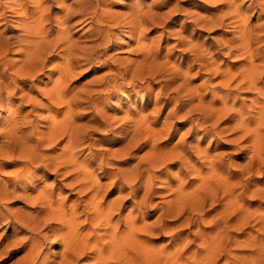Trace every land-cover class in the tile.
<instances>
[{
    "label": "bare ground",
    "instance_id": "6f19581e",
    "mask_svg": "<svg viewBox=\"0 0 264 264\" xmlns=\"http://www.w3.org/2000/svg\"><path fill=\"white\" fill-rule=\"evenodd\" d=\"M238 1L226 0L228 14L234 20L240 18ZM169 3L124 0L123 13L114 14L107 9V0H0V173L8 165H23V171L14 177L0 174V205L15 194L19 185L30 188L21 178L30 176L31 171H43L46 177L53 171L58 186L41 190L36 200L40 212L35 218L26 220L0 209V222L18 224L28 232L20 242L24 243L21 249L28 247L21 264H37L41 257L49 237L44 234L38 239L34 235H41L42 226L44 230L51 227L50 232L63 246L60 261L52 264H217L220 254L232 256L234 245H244L238 241L243 227L254 222L264 231V213L251 209L256 200L264 205V183L261 186L259 181L254 189L250 184L264 170V46L260 36L264 28L260 26L258 31L239 27L241 35L237 41L231 40L228 51L247 56L248 66L238 75L226 76L213 88L217 99L206 103L207 95H198L188 88V73L196 67L200 73L215 67L226 43L211 48L203 42L192 43L195 38L186 34L189 29L205 31L224 26V17L195 15L179 8L180 4L162 13ZM54 4L58 5L57 14L52 12ZM256 9L264 13V3H258ZM177 14L183 17L184 28L174 34L175 46L181 49V61L188 64L186 73L169 65L171 57H160L164 32L159 41L147 39L153 26H167ZM84 29L86 32L79 35ZM121 32L128 34L129 47L134 44L132 51L137 60L124 63L115 57L113 52L120 46L117 40ZM12 52L16 59L11 61L7 56ZM96 63H101L100 69L106 72L79 89L75 79L81 74L79 70ZM48 67V78L52 80L56 74L57 78L52 86L38 87ZM157 86V118L160 120L164 110L171 107L161 129H151L146 116L132 117L125 124H133L128 130L125 126L117 128L121 133L127 131L121 138L131 135L122 157L136 159V164L117 173H108L103 167L102 176L89 171L96 161L102 166L118 163L109 157L100 160L94 152L90 159L80 161L77 150L90 132L115 131L116 119L109 110L114 99L120 101L118 93L128 87L132 92L146 90L151 97ZM208 86L204 85L203 91ZM85 103L90 105L92 120L80 127L79 110ZM215 103L221 107L215 109ZM144 110L146 107L140 109ZM40 111L49 115L30 119L31 113ZM129 113L126 111V115ZM40 123L44 124L43 130L38 127ZM178 126L187 127L178 145L166 148L159 142L151 147L150 154L138 157V151L151 144V138L173 140ZM224 136L228 138L214 146ZM209 137L211 143L203 146ZM62 143L61 152L50 155L54 149L49 147ZM212 147L215 152L226 151L211 155ZM233 151L238 157H233ZM246 153L249 159L244 165L226 160L242 158ZM130 159L124 161L128 163ZM174 167L176 173L172 171ZM106 177L109 183L103 184ZM69 179L71 183H67ZM260 180L264 181V177ZM156 181L165 186H158L157 191ZM33 182L31 187L35 186ZM66 187L72 188L73 195L78 193L85 198L80 201L88 210L83 222L79 203L67 207L56 199V192L61 196ZM112 192H117L118 197L107 201ZM156 194L166 201L158 207L159 216L151 225L145 222L141 210L149 209L148 216L156 212L151 209ZM174 222L180 223L177 228L181 230H169ZM57 223L59 228L53 226ZM193 228L197 231L184 237L183 233ZM84 229L88 232L83 233ZM168 230L173 232L169 235L171 241L158 250L149 238L156 232L166 235ZM9 248L11 245L2 253Z\"/></svg>",
    "mask_w": 264,
    "mask_h": 264
},
{
    "label": "rangeland",
    "instance_id": "374dc122",
    "mask_svg": "<svg viewBox=\"0 0 264 264\" xmlns=\"http://www.w3.org/2000/svg\"><path fill=\"white\" fill-rule=\"evenodd\" d=\"M124 0H107V9L111 11L112 13L121 14L123 13V6L121 5V2ZM148 4H153L154 0H146ZM164 2L170 1L168 5H166L162 9V13L169 12L172 8L177 7L179 4V8L182 9H189V11H192L195 13V15H200L203 17H209L211 15H215L218 18L224 17V26H220L216 29H209L205 31H193L191 29L188 30L186 36L192 37L194 42H200L205 43L207 47H215L219 43H226V48L222 49V55L220 59L217 61V65L215 67H208V69L204 70L202 73H200L198 68H192L190 70L189 74V81L186 83L189 89L197 91L198 95H204L206 96V103H210L212 101H215L217 97L213 96V88L215 86H218L220 83L225 81L226 76L230 77L233 75L240 74L246 67L248 66L249 58L247 56H241L240 54H230L228 51V44L231 42V40L237 39L240 37V26L241 27H248V28H257L258 31H260V28H264V13H260L259 10L256 9V6L258 3H264V0H240L238 1V5H240V18L237 20H234L230 17L229 8L227 5L226 0H163ZM176 1V3H175ZM258 2V3H257ZM176 4V5H175ZM156 5V4H155ZM57 7L58 5L54 4ZM177 7V8H178ZM53 13L57 14V10L55 8ZM62 14H58V16H61ZM263 17V18H262ZM183 17H181V14H177V17L173 19L167 26L163 24L157 23L155 26L152 27V32L147 33V39L159 41L160 35L164 32L166 34V39L163 42H160L161 44V58L165 57H171L170 60V66L173 68H176L179 71H183L186 73L188 71V64L187 62L184 63L183 55L181 52V49L176 48V41H175V35L177 34V31H180L181 28H184L181 23ZM246 21V22H245ZM236 22V23H235ZM245 22V23H244ZM243 24V25H242ZM261 26V27H260ZM85 29H88L85 28ZM82 30L79 33V35H83L86 31ZM85 31V32H84ZM260 36L262 37V46H264V31H260ZM168 37V38H167ZM168 39V40H167ZM119 42V43H118ZM128 42V43H127ZM130 42V38L128 37V34L121 32L119 36V41L117 40V43L121 46L117 50H115L114 55L116 58H118L120 61L126 63L129 61H135L138 58L136 57V54L132 51L135 46L131 47L128 46ZM123 43V45H122ZM223 45V44H222ZM238 44H235L237 46ZM233 46V47H235ZM225 47V46H224ZM258 47V46H255ZM131 52V53H130ZM181 56V58H180ZM7 58L9 60H15L16 56L14 53H10ZM122 59V60H121ZM124 60V61H123ZM126 61V62H125ZM183 63V64H181ZM100 64V65H99ZM101 63H96L92 65V67H83L79 71H81V74L78 75L75 79L78 81L76 85L79 87V89H82V87L89 83L90 81L94 79H98L103 76V74L106 72L105 69H100ZM245 66V67H244ZM187 67V68H186ZM187 69V70H186ZM51 67L46 68L45 74L40 77L39 83L37 84L38 87L44 86V85H50L52 86V81L57 78V74L54 75L52 80L48 78V74H50ZM100 70V71H99ZM209 71V72H208ZM211 71V72H210ZM88 73V74H87ZM209 77V78H208ZM55 78V79H54ZM211 80V81H210ZM210 83L209 86L207 83ZM46 83V84H45ZM180 83V82H179ZM82 85V86H81ZM207 85L208 89L206 91H203V86ZM49 86V87H50ZM212 87V88H211ZM202 90H201V89ZM205 90V89H204ZM159 92V86L154 88V93L151 97H149V93L146 90H140L136 89L135 92H132L131 88H124L118 93V97L120 98V101H117L114 99V101L111 103V107L109 110V113L112 115V117L115 116L116 121L114 122V130L113 132H105L102 130H96L94 132H90V135L83 140L82 145L77 149L79 154L80 161H85L87 159H90L91 152L96 153L97 157L100 160L102 158H108L115 160V162L118 161V165L113 166H102L100 164V161H96L97 164H95L92 167L89 168V171H94L96 174L101 175L104 168L107 169L108 173H117L119 169H128L136 164V159H130L129 157H122L125 154V149L127 145L129 144V141L131 140V135L126 138H121V136H125L127 134V131L119 132L117 131V128L125 126V130H128L129 127L132 125L127 123V121H131V118H140L145 117L147 118L148 122L151 124V129L154 131H158L161 129L165 116L169 113L171 107L169 106L164 110V115L161 116V119L159 120L156 116L155 112V104H156V94ZM206 92V93H205ZM149 98V99H148ZM153 99V100H152ZM123 101V102H122ZM151 101V102H150ZM108 102V101H107ZM121 102V103H120ZM150 102V103H149ZM198 103V101L196 102ZM46 103H44L45 105ZM109 104V103H108ZM119 104L122 107L123 111L119 108ZM110 106V105H109ZM138 107V110H137ZM142 107H146V110L140 111ZM221 107V104L215 103L214 108L218 109ZM121 110V112H120ZM29 109L26 110L25 113H28ZM126 111H129L131 115L127 114ZM80 114V121L78 122V125L80 127H84L87 123V121L90 119L92 120V115L90 114V105L88 103H85L82 108L79 110ZM140 112V113H139ZM134 113V114H133ZM10 113L6 114L9 115ZM42 114L44 116L49 115L47 112L40 111L38 114L31 113L30 119H37L39 120V115ZM139 114V115H137ZM154 114V115H153ZM117 115V116H116ZM129 115V116H128ZM5 116V114H4ZM140 116V117H139ZM151 116V117H150ZM39 118V119H38ZM156 119V120H154ZM39 123V122H38ZM41 125V126H39ZM43 123L38 124V127H41L40 129L43 130ZM179 131L177 133V136L173 140L166 139V137H163L162 140L160 139L158 141V136L151 138L149 145H146L142 149L138 151V157H144L151 153V147L155 144H158L160 142L161 147L166 148H172L176 145H178L181 141L182 135L186 132L187 127L178 126ZM43 128V129H42ZM126 133V134H125ZM157 138V139H155ZM196 137H194L195 139ZM228 137L224 136L220 142L218 139L213 143L214 146L216 144L223 143ZM193 139V138H192ZM209 139V140H208ZM191 139H188L187 142L189 143ZM208 140V141H207ZM223 140V141H222ZM208 142V143H207ZM153 143V144H152ZM211 143V138H207L203 146L208 147ZM212 144V145H213ZM62 147H64V143L60 144L58 147H49L54 149L52 152H50V155L54 156L61 152ZM226 150L221 149L217 152H215L214 147H212L211 155H215L217 153L224 152ZM236 153L233 151V157ZM114 155V156H113ZM119 155V157H118ZM246 155V156H245ZM242 158L238 159H230L227 158V162H233L235 165H244L248 161L249 155L246 153ZM107 156V157H106ZM122 157V158H121ZM121 158V159H120ZM122 161H120V160ZM130 159L129 162H125L124 160ZM135 160V161H134ZM99 164V165H98ZM18 165V164H17ZM8 165L4 168L3 172L0 174L6 178L8 177H14L16 173H21L23 171V165ZM118 167V168H117ZM18 168V169H17ZM113 168V169H112ZM174 169V170H173ZM177 168H172L173 173H176ZM165 170H163V173ZM43 173V174H42ZM4 174V175H3ZM50 176L47 175L43 171H31L30 176H22V181L26 182L30 186V188H25L19 185L17 188V191L11 198H9L7 201L3 202V205H0V209L4 213H9L15 216H20L26 218V220H29V218H35L37 217L38 213L40 212V207L37 204L36 200L39 194L41 195V190L45 188H55L56 182H54V172H50ZM102 176V175H101ZM158 176V174H157ZM261 176V177H260ZM264 177V170L261 174L257 175L256 178L250 182L252 186V189L255 188V185L259 183V181L263 185L264 181H261L260 178ZM173 179V177H171ZM32 181L35 182V186L31 187ZM33 182V183H34ZM67 183H71V179L68 180ZM102 183H109L108 178L102 180ZM175 184V183H172ZM165 186L161 182L156 181L155 189L158 191V186ZM44 186V187H43ZM42 187V188H41ZM58 187V186H57ZM56 187V188H57ZM23 189V190H22ZM39 189V191H38ZM48 189V190H49ZM72 188L66 187V190L62 196H57L59 192H56V199L59 202H65L67 207H74L79 203L78 206V213H80V221L83 222L85 219V204L84 202H80L84 200L83 195L75 194L73 195L71 191ZM72 192V193H71ZM240 191H238L239 193ZM76 193V192H75ZM36 197V199H35ZM118 197L117 192H112L108 195L107 201H113ZM64 198V199H63ZM83 198V199H82ZM28 199V200H27ZM35 199V200H32ZM82 199V200H81ZM64 200V201H63ZM79 200V202L77 201ZM250 200V198H248ZM164 198L158 197V194L153 195L152 200V210H155L156 212H153L151 216H148L147 213L150 211L147 210H141L143 213L142 215H145V222L147 224H154L159 216L158 214V207H162L165 203ZM34 202V203H33ZM30 203V204H29ZM77 203V204H76ZM249 204V203H248ZM7 205V206H6ZM34 205V206H33ZM72 205V206H71ZM129 205V203H128ZM6 206V207H5ZM84 208V209H83ZM82 209V210H81ZM251 209L254 211L256 209H260L261 213H264V205H261V203L256 200L252 202ZM263 211V212H262ZM88 213H92L91 211ZM254 223V222H253ZM251 223L250 225H247L243 227L239 237L238 241L240 244H244L242 246H236L232 247V249L235 251L232 256H226L225 254H220L219 258L216 259L217 264H264V231L260 226H255L256 224ZM58 223L56 225H53L55 228H59ZM178 225H180L179 222L172 223L169 225V230L173 231V229L176 227L177 231L181 230L178 229ZM254 225V226H253ZM52 226V227H53ZM61 227V226H60ZM247 229V230H246ZM260 229V230H259ZM53 230V229H52ZM51 227L47 230H44V227L42 226V229L40 230L41 235L37 234L34 235L36 238L41 239V236L44 234L48 236V240L45 241L44 247H43V253L41 257L38 259L37 264H52L54 261H60L61 259V252L63 249V246L61 244V241L56 238L55 235H53ZM168 230V233L165 234H158L160 232L154 233L152 236H150L149 239L152 240V244L158 248V250L165 247V245H169L171 241V233L174 231L177 232L175 229L173 232L170 233ZM262 230V232H261ZM190 231H197V228H193L192 230L185 231L183 233L184 237L188 235ZM260 231V232H259ZM88 229H84L83 233H87ZM99 232V231H98ZM259 232V233H258ZM101 233V231H100ZM263 233V235H261ZM26 234L28 232L24 231V228L18 224H12L11 222L8 223V221L0 222V242L3 246H1L0 249V264H21L22 260L25 258L27 254V248H22V245L20 242L26 237ZM177 234V233H175ZM260 234V235H259ZM186 235V236H185ZM253 238V240L249 237ZM30 236V235H29ZM249 238V239H248ZM175 240V238H173ZM177 239V238H176ZM259 239V240H258ZM249 240V241H248ZM256 240V241H255ZM245 241L248 242V244L244 243ZM252 241V242H250ZM259 241V242H258ZM257 242V243H255ZM251 243V244H250ZM9 245H11L12 248L8 249L7 253H2L3 250H5ZM196 245V244H195ZM239 245V244H238ZM195 247V246H194ZM194 247H192L191 251L194 250ZM258 247V248H257ZM261 249V250H260ZM172 247L169 248L168 251H171ZM258 254V255H257ZM226 257V258H225ZM55 258V259H54ZM238 258V259H237ZM53 261V262H52ZM40 262V263H38ZM253 262V263H252Z\"/></svg>",
    "mask_w": 264,
    "mask_h": 264
}]
</instances>
